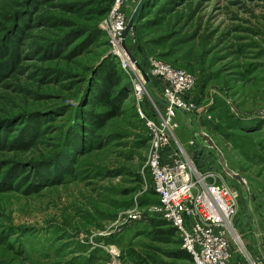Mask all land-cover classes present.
Instances as JSON below:
<instances>
[{
  "label": "rangeland",
  "instance_id": "rangeland-1",
  "mask_svg": "<svg viewBox=\"0 0 264 264\" xmlns=\"http://www.w3.org/2000/svg\"><path fill=\"white\" fill-rule=\"evenodd\" d=\"M108 11L0 0V264H192L149 217L159 198L138 108L164 109L153 58L197 80L173 147L239 192L235 238L264 239V0H131L119 49L101 28ZM103 91L110 108L95 106Z\"/></svg>",
  "mask_w": 264,
  "mask_h": 264
},
{
  "label": "built area",
  "instance_id": "built-area-1",
  "mask_svg": "<svg viewBox=\"0 0 264 264\" xmlns=\"http://www.w3.org/2000/svg\"><path fill=\"white\" fill-rule=\"evenodd\" d=\"M130 1L114 0L108 17L101 23L116 49L121 47L128 27L125 9ZM119 56L129 73L133 69L131 59ZM148 77L161 82L164 98V109H156L151 117L138 108L150 134L147 168L159 198V203L150 207L149 217L166 221L177 230L181 249L191 255L193 264H260L239 246V238L233 232L239 192L218 173L200 172L181 146L172 145L179 113L198 111L192 97L195 76L153 58ZM143 85L141 79L136 86L139 98Z\"/></svg>",
  "mask_w": 264,
  "mask_h": 264
},
{
  "label": "trees",
  "instance_id": "trees-1",
  "mask_svg": "<svg viewBox=\"0 0 264 264\" xmlns=\"http://www.w3.org/2000/svg\"><path fill=\"white\" fill-rule=\"evenodd\" d=\"M98 1H99V3L107 6V8L109 9V11H108V14H109L114 0H98ZM107 17H108V15H107ZM111 79H112V76H111V78L109 77V81ZM106 83L108 85H110L108 81H106ZM111 105H112V95L109 92L103 91L100 94V96H98L95 106L96 107L110 108ZM103 116L104 115H102V114L95 113V111H91L88 115L89 122H91V124L99 123L100 120H102ZM154 193H155V191H154ZM161 221L162 222H159L157 225V227L159 228L158 230H160V231H158L159 233L157 232V234H156V239H155L156 241L166 242V241L172 240L176 236L179 237L177 230L175 228H173L168 222L163 221V220H161ZM164 228H168V229H164ZM178 258L180 260L190 261L193 264V260H192L191 255L188 254L187 252L183 251L182 249L178 253Z\"/></svg>",
  "mask_w": 264,
  "mask_h": 264
},
{
  "label": "crops",
  "instance_id": "crops-1",
  "mask_svg": "<svg viewBox=\"0 0 264 264\" xmlns=\"http://www.w3.org/2000/svg\"><path fill=\"white\" fill-rule=\"evenodd\" d=\"M239 239H242L243 247L248 255L260 264H264V239L251 235H240V230L237 229ZM258 235V234H257Z\"/></svg>",
  "mask_w": 264,
  "mask_h": 264
},
{
  "label": "water",
  "instance_id": "water-1",
  "mask_svg": "<svg viewBox=\"0 0 264 264\" xmlns=\"http://www.w3.org/2000/svg\"><path fill=\"white\" fill-rule=\"evenodd\" d=\"M142 4H143V1H142L141 5H140L139 9L141 8ZM134 20H135V17L132 19L131 22H133ZM129 29H130V25H128L127 30H126L125 34L123 35V42H124L125 38L128 35Z\"/></svg>",
  "mask_w": 264,
  "mask_h": 264
}]
</instances>
